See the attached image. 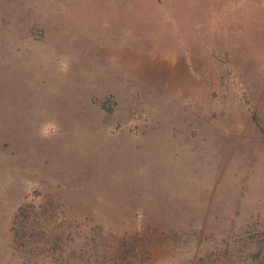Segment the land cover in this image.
Segmentation results:
<instances>
[{"label": "rangeland", "instance_id": "374dc122", "mask_svg": "<svg viewBox=\"0 0 264 264\" xmlns=\"http://www.w3.org/2000/svg\"><path fill=\"white\" fill-rule=\"evenodd\" d=\"M0 264H264V0H0Z\"/></svg>", "mask_w": 264, "mask_h": 264}, {"label": "clouds", "instance_id": "9594fccd", "mask_svg": "<svg viewBox=\"0 0 264 264\" xmlns=\"http://www.w3.org/2000/svg\"><path fill=\"white\" fill-rule=\"evenodd\" d=\"M69 69V64L66 60H62L58 66V71L66 73ZM61 126L55 117H49L42 120L37 128V134L41 139H52L59 136Z\"/></svg>", "mask_w": 264, "mask_h": 264}]
</instances>
